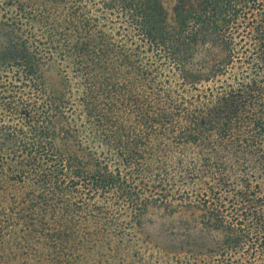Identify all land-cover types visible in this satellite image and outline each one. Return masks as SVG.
Listing matches in <instances>:
<instances>
[{"label":"trees","instance_id":"16d2710c","mask_svg":"<svg viewBox=\"0 0 264 264\" xmlns=\"http://www.w3.org/2000/svg\"><path fill=\"white\" fill-rule=\"evenodd\" d=\"M167 1L0 0L1 260L264 264V0Z\"/></svg>","mask_w":264,"mask_h":264},{"label":"rangeland","instance_id":"374dc122","mask_svg":"<svg viewBox=\"0 0 264 264\" xmlns=\"http://www.w3.org/2000/svg\"><path fill=\"white\" fill-rule=\"evenodd\" d=\"M167 2L171 7L172 2L170 0ZM49 80L51 85L55 86L57 84V80L52 73L49 74ZM147 230L151 233L154 232L149 228ZM155 237H157V235H155ZM137 245H140V247L136 249L138 251L137 255L139 257H137L135 260H77V262L80 264H180L178 263L180 260H168L167 257H161V254H159L153 246L147 245L145 242L144 244L138 243ZM27 251H29V249H27ZM2 254H4V258L3 256L1 257L2 260L0 259V264H48L51 262H58L59 264L60 262L64 261L69 262V260H26V254H22V256L18 255L17 260H8L7 253L4 252ZM171 256L172 255L169 254L168 257ZM10 257H14L13 253Z\"/></svg>","mask_w":264,"mask_h":264}]
</instances>
